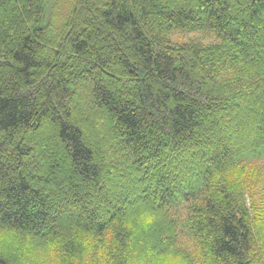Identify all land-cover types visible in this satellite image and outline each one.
<instances>
[{
    "label": "trees",
    "instance_id": "16d2710c",
    "mask_svg": "<svg viewBox=\"0 0 264 264\" xmlns=\"http://www.w3.org/2000/svg\"><path fill=\"white\" fill-rule=\"evenodd\" d=\"M263 149L264 0H0V264H264Z\"/></svg>",
    "mask_w": 264,
    "mask_h": 264
},
{
    "label": "rangeland",
    "instance_id": "374dc122",
    "mask_svg": "<svg viewBox=\"0 0 264 264\" xmlns=\"http://www.w3.org/2000/svg\"><path fill=\"white\" fill-rule=\"evenodd\" d=\"M214 41V37L210 34L197 33H175L172 36V42L175 43H189L200 42L208 44ZM253 162L250 166L246 179L248 191L246 192L247 201L255 203V206L264 204V149L255 157H252Z\"/></svg>",
    "mask_w": 264,
    "mask_h": 264
}]
</instances>
